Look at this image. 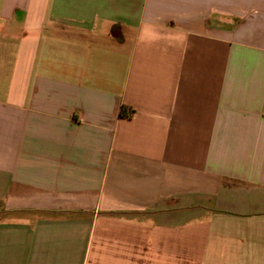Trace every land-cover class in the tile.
Wrapping results in <instances>:
<instances>
[{
	"label": "crops",
	"instance_id": "crops-1",
	"mask_svg": "<svg viewBox=\"0 0 264 264\" xmlns=\"http://www.w3.org/2000/svg\"><path fill=\"white\" fill-rule=\"evenodd\" d=\"M0 264H264V0H0Z\"/></svg>",
	"mask_w": 264,
	"mask_h": 264
},
{
	"label": "trees",
	"instance_id": "trees-1",
	"mask_svg": "<svg viewBox=\"0 0 264 264\" xmlns=\"http://www.w3.org/2000/svg\"><path fill=\"white\" fill-rule=\"evenodd\" d=\"M133 113V110L129 107V106H127V105H122V107H121V111H120V114L121 115H127V116H129V115H131Z\"/></svg>",
	"mask_w": 264,
	"mask_h": 264
}]
</instances>
